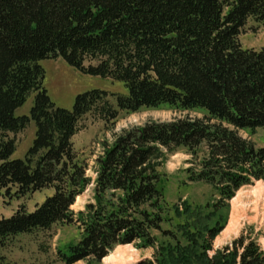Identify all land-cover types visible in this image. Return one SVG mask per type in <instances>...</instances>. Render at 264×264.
Returning a JSON list of instances; mask_svg holds the SVG:
<instances>
[{"label": "trees", "instance_id": "trees-1", "mask_svg": "<svg viewBox=\"0 0 264 264\" xmlns=\"http://www.w3.org/2000/svg\"><path fill=\"white\" fill-rule=\"evenodd\" d=\"M250 22L264 26V0H0V195L54 190L33 212L22 206L0 220V249L18 236L73 224L81 238L59 252L64 264L100 263L131 244L160 246L156 264H264V250L244 236L209 258L222 227L194 228L202 216L189 207L175 214L194 222L180 227L185 246L162 227L169 207L160 169L180 149L194 155L189 182L211 186L218 209L264 181V147L240 136L264 129V48L244 49L240 41ZM58 59L121 83L127 93L92 90L77 96L72 110L57 107L41 63ZM33 94L30 114L17 116ZM164 105L207 115L148 122L104 142L95 198L75 214L91 184L73 143L82 122L93 117L110 127L121 112ZM31 122L34 142L24 159H13L16 136Z\"/></svg>", "mask_w": 264, "mask_h": 264}, {"label": "rangeland", "instance_id": "rangeland-1", "mask_svg": "<svg viewBox=\"0 0 264 264\" xmlns=\"http://www.w3.org/2000/svg\"><path fill=\"white\" fill-rule=\"evenodd\" d=\"M244 49L261 50L264 48V26L250 22L240 37ZM41 65L45 70L44 87L50 98L57 107L72 110L77 96L92 90H103L109 93L126 94L123 84L111 79H103L82 74L70 67L63 60H46ZM96 65L95 62L87 61L86 67ZM35 95H31L24 107L17 111V116L30 114L34 104ZM207 112L200 109L182 111L171 106L158 108H142L136 113L121 112L114 126L107 127L105 123L93 117L86 118L79 132L73 138L74 148L78 154L79 161L86 166L87 177L91 184L86 191L77 198L72 210L75 214L84 211L87 204L95 198V184L97 181V158L102 154L104 142L112 143L114 136L123 130L140 127L148 122H172L178 119H202ZM36 135V125L31 122L27 129L16 136L17 150L13 159H24L31 148ZM240 136L252 142L256 147H264V129L255 131L244 130ZM202 151H200L201 155ZM194 155L186 149H180L174 155L167 157L160 173L162 175L161 189L163 190L167 205V222L163 224V230L175 232L182 241V246L187 244L183 238L181 225L186 223L187 217L179 218L176 209L180 212L189 207L191 211H199L202 220L194 228L202 230L203 227H214L218 223L222 229L212 240L211 250L207 253L209 258H214L222 253L225 248L231 247L234 241L244 236L256 241L264 250V215L258 221H251L252 211L244 214L236 232L224 238L232 213V201L239 192H242V201L249 204L257 197L254 189L258 186L264 188V181H255L252 185L241 188L223 208L214 207L218 202L213 188L205 183L189 182V170L195 169ZM53 189H47L21 199H5L0 195V220L12 217L22 206L29 212H33L46 198L52 196ZM217 209V210H216ZM193 228V229H194ZM191 229V228H190ZM82 231L77 225L59 224L49 231H38L31 235H21L12 239L5 247L0 249V264H64L58 254L64 252L68 246L76 244L81 238ZM154 235L161 244L168 245L169 238H165L163 232H155ZM185 237V236H184ZM171 245H175L171 244ZM129 246L124 252L117 250L120 247ZM154 248H138L135 245H123L117 247L109 256L112 260H102L100 263L91 264H146L157 263L158 250ZM120 253V254H119ZM108 256V257H109ZM107 258V257H106ZM76 264H90L81 261Z\"/></svg>", "mask_w": 264, "mask_h": 264}, {"label": "bare ground", "instance_id": "bare-ground-1", "mask_svg": "<svg viewBox=\"0 0 264 264\" xmlns=\"http://www.w3.org/2000/svg\"><path fill=\"white\" fill-rule=\"evenodd\" d=\"M258 195L254 201L249 204H245L242 201L243 195L242 192H239L237 196L232 201V213L231 219L227 229L224 232V238L229 237L231 234L236 232V228L239 226L241 219H243L244 214L250 213L252 211L253 217L250 220L258 221L262 218V214L264 215V188L257 187L254 189ZM129 246L120 247L117 252L126 251ZM120 254V253H119ZM112 260V256L105 258V261Z\"/></svg>", "mask_w": 264, "mask_h": 264}]
</instances>
